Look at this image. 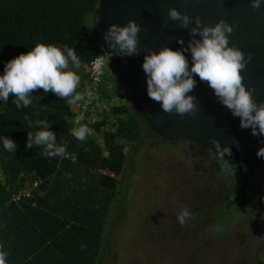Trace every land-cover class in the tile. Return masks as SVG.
Wrapping results in <instances>:
<instances>
[{
  "label": "trees",
  "instance_id": "1",
  "mask_svg": "<svg viewBox=\"0 0 264 264\" xmlns=\"http://www.w3.org/2000/svg\"><path fill=\"white\" fill-rule=\"evenodd\" d=\"M97 5L98 0H0V75L9 60L37 44L66 45L75 48L81 60L78 67L69 64V70L80 77L77 91H89V63L102 54L90 34ZM114 95L120 96L117 88ZM32 96L41 99H33L27 108L17 109L11 95L6 104L0 101V244L9 253L7 264H99L106 224L116 212L112 205L118 197L126 148L142 138L145 129L156 134L120 101L108 104L96 122L89 117L81 121L93 129L81 143L71 133L78 127L74 120L83 101L68 105L66 99L43 89ZM97 96L93 109L110 98L105 85L98 87ZM43 119L50 123L57 142L67 143L66 154L74 161L66 154L48 158L36 146L26 148L27 132L40 130L28 122ZM4 136L16 142L14 154L4 150ZM231 163L242 166L235 174L244 179L247 166ZM18 190L29 196L14 200ZM236 194L227 201L229 208L233 201L238 200L231 207L245 201V194L242 200L238 189Z\"/></svg>",
  "mask_w": 264,
  "mask_h": 264
},
{
  "label": "rangeland",
  "instance_id": "2",
  "mask_svg": "<svg viewBox=\"0 0 264 264\" xmlns=\"http://www.w3.org/2000/svg\"><path fill=\"white\" fill-rule=\"evenodd\" d=\"M145 131L126 148L99 264H264V169L250 179L245 203L229 208L242 176L219 175L213 153L190 141ZM182 207L203 210L181 226Z\"/></svg>",
  "mask_w": 264,
  "mask_h": 264
},
{
  "label": "clouds",
  "instance_id": "3",
  "mask_svg": "<svg viewBox=\"0 0 264 264\" xmlns=\"http://www.w3.org/2000/svg\"><path fill=\"white\" fill-rule=\"evenodd\" d=\"M250 7L257 10L261 7L262 0H249ZM167 19L178 22L179 27L188 29L189 39L185 46L182 38H177L180 45L177 50L162 47L159 51L149 50L143 56L141 65L146 75L147 96L154 102H159L161 110L166 114L175 113L181 118L187 114L195 118L198 111L197 97L191 95L200 82H206L213 90L217 101L226 107L233 117L239 118L241 129H250L253 137H264V103L257 104L253 99L254 89H246L241 75L251 57L246 58L238 48L229 47V35L233 33L235 25H230L221 19L213 26L203 25L200 17H189L175 8L167 10ZM167 25L165 21L164 26ZM189 25H194L189 28ZM141 26L136 21H128L124 26L110 25L103 33L102 38L110 49V61L113 55L119 57H134L140 55L138 34ZM199 37V38H197ZM190 54L191 61L188 56ZM103 58L101 57V60ZM79 66L81 60L75 48L57 46L54 44H37L27 53H22L9 60L4 65L3 75H0V101L5 104L10 95L14 96L13 103L17 109L22 106L27 108L35 99L32 93L43 89L44 93H52L58 99H66L68 105L78 102H91L99 97L91 91H77L80 77L69 70V64ZM27 119V117H25ZM78 127L72 129V135L81 143L92 134L93 129L88 124L81 123L84 116H76ZM29 127L38 128L35 132H27L26 148L33 146L42 149L41 154L52 158L63 156L67 151V143H58L54 132L50 131L47 119L29 121ZM3 148L9 153L17 151V144L11 138L4 136ZM264 144V139L258 141ZM209 143L215 151H211L217 159L221 172L235 174V165L226 157L232 156L229 146H221L215 140ZM233 143L238 148L234 140ZM87 151V149H85ZM256 155L264 159V147L258 149ZM195 213L188 207H182L177 216L181 226L194 219ZM84 245L81 246L83 250ZM6 245L0 244V264H7L9 253Z\"/></svg>",
  "mask_w": 264,
  "mask_h": 264
},
{
  "label": "water",
  "instance_id": "4",
  "mask_svg": "<svg viewBox=\"0 0 264 264\" xmlns=\"http://www.w3.org/2000/svg\"><path fill=\"white\" fill-rule=\"evenodd\" d=\"M170 8L189 17L199 16L203 25L213 26L223 19L236 26L229 35V47L234 46L245 53L246 58L251 57L241 75L244 77L245 88L254 89L253 99L260 104L264 103V0L257 10L250 7L249 0H98L96 19L90 27L93 41L107 56L106 70L119 90L122 101L134 116L141 118L157 136L165 140L183 138L207 151H215L209 143L210 139H215L222 147H231L232 156L226 159L247 165V172L239 188L242 200L252 174L258 169H264V159L256 155L258 149L264 147V144L258 142L264 137H253L250 129H241L239 118L233 117L217 101L207 83L200 82L198 77H194L197 86L190 93L198 100L195 118L187 114L183 118L175 113L166 114L161 110L159 102L147 96L146 75L141 67L143 56L149 50L159 51L165 46L177 50L180 47L176 43L177 38H182L185 46L190 38L188 29L167 19V10ZM130 20L141 26L138 34L140 55H113L107 63L110 49L102 38L103 33L110 25L124 26ZM193 26L189 25V28ZM186 55L190 62V54Z\"/></svg>",
  "mask_w": 264,
  "mask_h": 264
},
{
  "label": "built area",
  "instance_id": "5",
  "mask_svg": "<svg viewBox=\"0 0 264 264\" xmlns=\"http://www.w3.org/2000/svg\"><path fill=\"white\" fill-rule=\"evenodd\" d=\"M101 57L103 58L101 60ZM106 60L107 56L102 53L95 58H93L88 66V80H89V91H91L94 95H97L98 93V87L105 85V87L108 89V94L110 95L109 99L104 100L103 102L100 101L101 103L96 104L94 109L91 108V106H94V101L92 100L91 102H86L88 98L86 97V101H83L82 106L79 110V115H83L85 117H89L92 122H96L99 117H101L100 114L104 111V109L108 108V104H114L117 101L120 102L122 101L121 97L115 96V91L116 87H114L112 83V79L109 75V73L106 70ZM112 84H111V83ZM111 115H109L110 118ZM74 124H76V119L74 120ZM70 157L69 155H65V158ZM72 157V158H71ZM70 159L74 161V156H71ZM37 184L34 183L33 187H36ZM18 193L13 195V199L18 201L21 200L23 197H28L29 193L24 192V191H17Z\"/></svg>",
  "mask_w": 264,
  "mask_h": 264
},
{
  "label": "flooded vegetation",
  "instance_id": "6",
  "mask_svg": "<svg viewBox=\"0 0 264 264\" xmlns=\"http://www.w3.org/2000/svg\"><path fill=\"white\" fill-rule=\"evenodd\" d=\"M242 165H246V164H243V163H241ZM241 166V165H240ZM247 166V165H246ZM242 167V166H241ZM258 170H260V169H258ZM258 170H256L255 172H257ZM254 172V173H255ZM253 175V174H252ZM244 199V198H243ZM200 201H202V199L200 200ZM244 200H242L241 201V203L238 205V206H242L244 203H245V201L243 202ZM235 202H238V200H236V201H233L232 203H230V207H231V204H233V203H235ZM201 207H198L197 209H196V211L195 212H193V213H196V215H195V217H194V220H193V222H195V219H197L198 218V216H199V213L203 210V209H200ZM193 209V208H192ZM192 212V211H191ZM189 223V222H188ZM191 227H193L192 225H191ZM193 232H195L194 230H193Z\"/></svg>",
  "mask_w": 264,
  "mask_h": 264
},
{
  "label": "crops",
  "instance_id": "7",
  "mask_svg": "<svg viewBox=\"0 0 264 264\" xmlns=\"http://www.w3.org/2000/svg\"><path fill=\"white\" fill-rule=\"evenodd\" d=\"M53 207H60V205H58V204H54ZM61 207H64V206H61ZM67 207H68V206H67ZM69 207H70V206H69ZM112 207H113V206H112ZM112 214H113V213H112ZM112 214L110 215L111 218H112ZM110 217H109V218H110ZM108 220H109V219H108ZM112 220H113V219H112ZM112 220H110V222L107 221L106 228H107V226L112 222ZM105 231H106V230H105Z\"/></svg>",
  "mask_w": 264,
  "mask_h": 264
}]
</instances>
